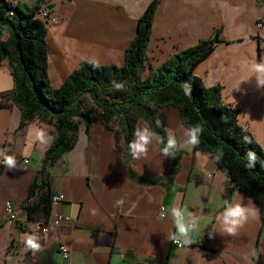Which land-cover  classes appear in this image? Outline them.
<instances>
[{"label": "crops", "instance_id": "1", "mask_svg": "<svg viewBox=\"0 0 264 264\" xmlns=\"http://www.w3.org/2000/svg\"><path fill=\"white\" fill-rule=\"evenodd\" d=\"M151 1L56 0L58 20L47 25L52 86L60 87L84 61L123 65L139 17ZM219 28L225 41L195 72L208 86H222L224 101L239 109L240 124L264 148V88H257L252 72L254 63L264 59V0H159L148 44L149 62L158 67ZM149 74L147 69L143 77ZM14 87L13 70L6 60L0 65V152L14 155L17 169L8 170L0 157V264H264L260 205L245 192L232 190L215 155L183 144L186 126L174 106L162 108L161 114L168 135L174 134L181 145L175 158H164L163 144L154 141L146 160H134L129 149L125 156L120 152L115 132L106 129L97 114L92 115L90 133L81 124L76 146L50 169L53 193L62 192L66 198L52 203L49 220L43 222L48 231L37 228L40 222L29 220L22 205L53 142L54 125L35 118L20 128L22 111L13 103ZM137 126L150 128L143 119ZM38 129L51 138L47 143L35 140ZM197 152L206 154L207 162ZM241 197L245 205L250 198L259 219H250L236 236H227L216 217L225 201ZM117 200L124 204L117 207ZM8 201L16 210L12 223L6 219ZM174 206L202 217L189 246L167 239L175 232L170 216ZM58 212L72 219L56 223ZM210 231H215L213 238ZM25 233L39 237L41 251L33 253L25 247ZM60 243L71 251L68 262Z\"/></svg>", "mask_w": 264, "mask_h": 264}, {"label": "trees", "instance_id": "2", "mask_svg": "<svg viewBox=\"0 0 264 264\" xmlns=\"http://www.w3.org/2000/svg\"><path fill=\"white\" fill-rule=\"evenodd\" d=\"M158 4L159 0H152L139 17L123 65L84 61L54 88L48 73L47 26L38 17L40 2L0 0V65L8 60L13 70L15 87L11 94L22 111L19 127L35 118L54 125L53 142L22 205L29 220L48 222L54 194L50 169L76 146L81 124L90 133L94 113L106 129L115 132L117 147L125 156L139 119L148 122L166 143L168 133L161 109L174 106L186 127L198 123L204 129L195 149L213 155L217 148L223 149L219 167L227 170L233 191L239 189L258 202L264 224V148L240 124L239 109L224 101L222 86H208L195 72L196 66L225 41L221 29L154 67L149 62L148 44ZM147 69L150 74L144 78ZM112 81L122 82L124 90L117 91ZM185 83L191 87L190 95L185 94ZM244 137L251 143H245ZM250 149L257 157L253 169L244 167L245 153ZM127 171L134 176L129 168Z\"/></svg>", "mask_w": 264, "mask_h": 264}, {"label": "clouds", "instance_id": "3", "mask_svg": "<svg viewBox=\"0 0 264 264\" xmlns=\"http://www.w3.org/2000/svg\"><path fill=\"white\" fill-rule=\"evenodd\" d=\"M253 76L256 80L257 88H264V59L254 63L252 68ZM113 87L117 91L124 90V84L122 82L112 81ZM186 95H190L191 87L187 83L183 85ZM157 126H160L161 121L156 120ZM204 132L203 127L200 124H192L184 128L183 135L185 137L183 144L190 145L192 147H198L201 143V136ZM31 136V133H30ZM134 139L128 144L131 157L134 160L147 159L149 153V146L153 142L163 144L160 148V154L164 158H175L176 151L181 145L178 144L177 137L174 134H170L167 137L166 143L163 137L157 136L149 127L137 126L133 130ZM51 138L47 137L46 132L43 129H38L35 132V140L40 143H47ZM245 143H251L248 137H244ZM198 158H201L207 162L208 156L201 153H196ZM223 149L217 148L215 154V160L219 161L223 157ZM2 157V163L8 168V170L17 169V160L14 155H8L0 152ZM246 163L244 165L247 169H253L256 164V153L253 150H248L245 153ZM225 176L227 177V170H225ZM244 198L241 197L239 201L228 202L225 201L223 211L220 212L216 220L221 225V232L227 236H236L241 228H243L250 219H259V210L253 206L250 202L244 204ZM151 202V201H150ZM116 206L120 207L124 204L123 200H117ZM135 207V205H133ZM170 216L172 224L175 228V232L168 234L167 239L176 245L189 246L193 243L192 234L199 230L202 217L196 213L189 211L187 208L174 206L170 210ZM215 231L208 233L209 238H213ZM24 244L27 249L36 253L41 251V245L39 243V237L36 234H24Z\"/></svg>", "mask_w": 264, "mask_h": 264}, {"label": "built area", "instance_id": "4", "mask_svg": "<svg viewBox=\"0 0 264 264\" xmlns=\"http://www.w3.org/2000/svg\"><path fill=\"white\" fill-rule=\"evenodd\" d=\"M56 2V0H41L40 3V11L38 13V17L47 25H49L50 23H55L57 22V16L54 12V3ZM259 26H262V22L258 23ZM25 161H28V159H26ZM66 198V195L62 192H56L53 194L52 196V203L55 204L60 200H64ZM166 210V206L162 205L161 206V214L164 215V212ZM6 219L9 223L14 222L17 217H16V210H15V206L11 201H8L6 203ZM55 222H62V221H70L72 219V217L68 214H64V213H56L55 214ZM37 228H40L43 232H47L48 231V225L46 224H40L38 223ZM181 246V245H180ZM59 250L65 260V262H68L70 257H71V251L69 249V247L65 244V243H60L59 244Z\"/></svg>", "mask_w": 264, "mask_h": 264}]
</instances>
